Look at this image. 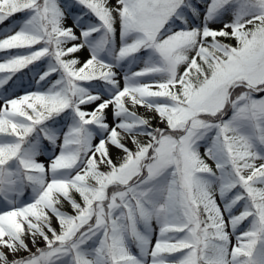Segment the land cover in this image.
Masks as SVG:
<instances>
[{
	"label": "snow or ice",
	"instance_id": "obj_1",
	"mask_svg": "<svg viewBox=\"0 0 264 264\" xmlns=\"http://www.w3.org/2000/svg\"><path fill=\"white\" fill-rule=\"evenodd\" d=\"M18 13L0 264H264V0H0Z\"/></svg>",
	"mask_w": 264,
	"mask_h": 264
},
{
	"label": "rangeland",
	"instance_id": "obj_2",
	"mask_svg": "<svg viewBox=\"0 0 264 264\" xmlns=\"http://www.w3.org/2000/svg\"><path fill=\"white\" fill-rule=\"evenodd\" d=\"M111 2L112 3H115V0H111ZM21 15H23V14H21ZM12 19H10L9 20V22L11 21ZM18 21V20H17ZM16 22V21H15ZM14 23V22H13ZM12 23V24H13ZM66 24L68 25V26H71V24H72V20L71 19H69V20H67L66 21ZM221 25H218V24H213L212 25V27H220ZM8 28V27H7ZM6 29V28H5ZM0 32H3V30H1ZM79 59H81V60H84V59H86L87 57H88V52H87V50H84V51H81L80 53H77V54H75ZM142 66V65H141ZM125 70H127V66H125ZM133 70H136L135 68L133 69ZM183 69H181V71H182ZM30 78V76L27 78V80ZM27 80H26V83L24 84L25 86H27ZM121 83H122V81H121ZM6 88H10V87H12V84L9 86V87H7V86H5ZM16 91H17V94H19V83H17L16 84ZM88 110H91V106H88ZM111 112V110L109 109V113ZM138 113L139 114H141V115H148L149 117H151L152 116V114L151 113H146V110L145 109H143V108H140V109H138ZM108 123L111 125L112 124V117H111V115H109V119H108ZM158 123V121L156 120V119H153L152 120V124H153V126H156V124ZM129 147H132V145L131 144H129ZM201 152H203V149H201ZM110 154H111V156H112V158H113V160H114V162L116 161V157H117V154H118V150L117 149H115L114 147H111L110 146ZM40 159L41 160H43L45 163L47 162L46 161V158L45 157H40ZM210 164L212 163L211 161H208ZM62 210L63 211H68V212H71V209H70V206L67 204V203H65L63 206H62ZM53 226L54 227H56L57 225H56V223H55V221H53ZM155 242V240L153 239V243ZM38 246L39 247H43L44 245H43V242L42 241H40V242H38ZM29 247L30 248H32V245H31V243L29 242ZM33 251H35V248H33ZM20 256H24V255H27V253H24V252H21L20 254H19ZM12 257L11 256H9V259H11Z\"/></svg>",
	"mask_w": 264,
	"mask_h": 264
},
{
	"label": "trees",
	"instance_id": "obj_3",
	"mask_svg": "<svg viewBox=\"0 0 264 264\" xmlns=\"http://www.w3.org/2000/svg\"><path fill=\"white\" fill-rule=\"evenodd\" d=\"M20 16H21V14L18 13V14H16V16L14 18H12V20H16ZM8 22H9V20L5 21L3 24H0V28H3L4 26L8 25ZM225 42L234 43V41H225Z\"/></svg>",
	"mask_w": 264,
	"mask_h": 264
}]
</instances>
